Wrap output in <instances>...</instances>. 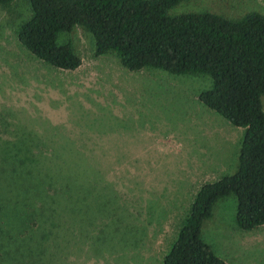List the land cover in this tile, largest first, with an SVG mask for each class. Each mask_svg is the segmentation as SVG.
Instances as JSON below:
<instances>
[{"label": "rangeland", "instance_id": "1", "mask_svg": "<svg viewBox=\"0 0 264 264\" xmlns=\"http://www.w3.org/2000/svg\"><path fill=\"white\" fill-rule=\"evenodd\" d=\"M188 11L264 16V0H187L170 13ZM30 14L27 0L0 5V130L20 126L44 139L52 132L57 144L66 136L99 169L90 240H72L63 264H161L199 186L235 171L243 128L198 101L208 76L128 71L114 52L95 56L91 35L80 27L57 37V44L71 42L80 65L49 66L17 41ZM260 102L264 112V95ZM65 150L75 161L76 151ZM235 205L231 194L218 199L201 239L226 263L264 264V225L239 229Z\"/></svg>", "mask_w": 264, "mask_h": 264}, {"label": "trees", "instance_id": "2", "mask_svg": "<svg viewBox=\"0 0 264 264\" xmlns=\"http://www.w3.org/2000/svg\"><path fill=\"white\" fill-rule=\"evenodd\" d=\"M185 1L27 0L31 14L16 38L36 59L73 71L80 58L69 40L57 44V37L80 27L91 35L95 56L114 52L128 71L209 77L198 101L244 130L236 169L199 186L161 264H228L202 241L201 228L215 202L230 194L239 229L264 225V16L170 13ZM55 136L44 139L20 126L0 130V264H63L72 240H90L99 213L90 205L100 194L97 162L81 157L82 145H70L66 136L57 144ZM65 148L76 151L75 161L64 157ZM86 173H95L93 182Z\"/></svg>", "mask_w": 264, "mask_h": 264}, {"label": "crops", "instance_id": "3", "mask_svg": "<svg viewBox=\"0 0 264 264\" xmlns=\"http://www.w3.org/2000/svg\"><path fill=\"white\" fill-rule=\"evenodd\" d=\"M228 264H233L232 262H227ZM247 262L240 260L239 264H246Z\"/></svg>", "mask_w": 264, "mask_h": 264}]
</instances>
